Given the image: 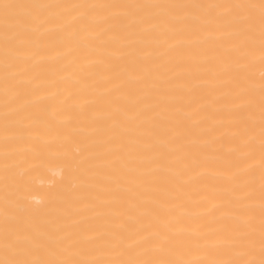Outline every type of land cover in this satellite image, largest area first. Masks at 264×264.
<instances>
[{
	"label": "bare ground",
	"instance_id": "1",
	"mask_svg": "<svg viewBox=\"0 0 264 264\" xmlns=\"http://www.w3.org/2000/svg\"><path fill=\"white\" fill-rule=\"evenodd\" d=\"M0 264H264V0H0Z\"/></svg>",
	"mask_w": 264,
	"mask_h": 264
}]
</instances>
